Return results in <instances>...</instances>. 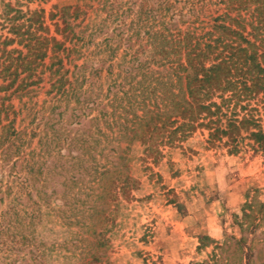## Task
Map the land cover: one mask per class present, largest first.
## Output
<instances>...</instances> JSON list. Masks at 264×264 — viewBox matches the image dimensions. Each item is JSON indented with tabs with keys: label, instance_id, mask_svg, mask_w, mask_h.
<instances>
[{
	"label": "trees",
	"instance_id": "16d2710c",
	"mask_svg": "<svg viewBox=\"0 0 264 264\" xmlns=\"http://www.w3.org/2000/svg\"><path fill=\"white\" fill-rule=\"evenodd\" d=\"M55 9L48 20L56 19L53 33L60 40L50 34L40 9L28 10L21 16L23 23L12 26L18 39L2 42L0 167L12 161L13 169L20 161L29 175L20 179L19 172L10 173L6 195L12 194L13 184L29 193L33 180L41 184L34 190L44 201V181L39 178L44 160L52 153L62 156V144L69 152H80L67 171L78 168L81 176H67L68 200L54 213H70L69 220L77 224L83 217L107 214L97 209L95 200L108 205L119 195L132 198L140 181L127 172L136 150L140 161L157 164L164 147L182 149V143L202 131L207 132L209 148L223 145L235 152L245 134L264 152V0H126V23L121 21L99 41L96 36L108 28L107 21H119L123 12L111 10L96 22L79 3ZM14 42L22 49L7 51ZM42 83L48 85L40 108L47 113L46 131H40L38 148L29 150L35 131L15 124L26 105L22 98ZM67 114L69 119H64ZM82 118L88 119L89 129L71 132L59 124L80 125ZM106 150L117 162L96 165L95 154ZM2 187L1 178L0 193ZM31 205L0 211V221L6 224L0 223V235L42 215ZM253 208L250 203L239 209L241 230L260 227L262 219ZM20 240L23 245L29 241L24 234ZM17 241L0 240V250L14 252ZM247 241H235L240 264H251L253 249ZM259 241L264 247V240ZM256 260L264 264L261 252Z\"/></svg>",
	"mask_w": 264,
	"mask_h": 264
},
{
	"label": "rangeland",
	"instance_id": "374dc122",
	"mask_svg": "<svg viewBox=\"0 0 264 264\" xmlns=\"http://www.w3.org/2000/svg\"><path fill=\"white\" fill-rule=\"evenodd\" d=\"M76 3L85 7L91 19L96 17V22L103 20L111 10L124 13L119 21H107L108 28L104 29V34L96 36L97 41L106 32L111 35L112 29L121 21L126 23V0H0V54L4 38L16 37L12 26L21 25L24 21L21 16L28 10H44L46 25L54 35L56 19L49 21L50 13H55V8ZM55 37L61 39L60 36ZM16 42L6 46V50H21ZM47 89L48 85L42 83L22 98L26 105L21 107L15 127L35 131L29 150L38 148L40 131H46L44 116L47 117V113L40 108L47 98L44 94ZM13 104L16 108L20 106L17 99ZM64 119H69L68 114ZM78 122L80 125L59 124L71 132L90 128L88 119L82 118ZM206 136L207 132L197 131L182 143V149L164 147L163 157L157 164H152L150 159L140 161L141 153L136 150L131 170L127 172L140 181L138 189L131 193L132 198L126 200L119 195L108 205L95 200L97 209L106 210L110 215L106 218L104 215L107 214L98 213L92 220L83 217L81 224L75 223L74 219L69 220L70 213L61 217L54 213L62 210L57 206L63 207L68 200L64 198L69 195L67 176L70 173L74 178L81 176L78 168L67 171L75 161L72 157L77 158L80 152L75 149L69 152L62 144L63 157L53 153L46 157L43 176H39L44 181V201L34 190L41 184L33 180L27 190L29 193L19 191L13 184L12 194L6 195V186L12 179L10 173L19 172L20 179L29 175L23 171L20 161L13 169L12 161L2 165L0 198H3V203L0 211L4 213L11 206L32 204L31 208L42 215L30 224L28 220L25 225L15 224L7 235H0V240L7 243L18 240L13 245L17 249L14 252L0 250V264H240L235 241L241 237L246 238L248 247L253 249L250 263L260 264L261 260H256V256L261 252L264 257V247L259 241L264 240V204L259 205L264 203V152L257 150L245 134L232 153L223 145L209 148L205 143ZM121 147L125 144L122 143ZM95 156L96 165L117 162L108 150L97 152ZM62 165L64 169H61ZM79 198L84 199V196L80 193ZM35 203L42 205L37 207ZM250 203L262 221L259 228L251 230L245 226L241 230L237 224L242 220L239 209ZM0 223L6 225L3 221ZM23 234L29 240L25 245L20 240Z\"/></svg>",
	"mask_w": 264,
	"mask_h": 264
}]
</instances>
